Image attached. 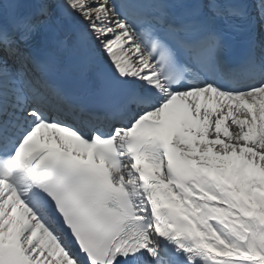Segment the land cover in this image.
<instances>
[{"label": "snow or ice", "instance_id": "6c2138e0", "mask_svg": "<svg viewBox=\"0 0 264 264\" xmlns=\"http://www.w3.org/2000/svg\"><path fill=\"white\" fill-rule=\"evenodd\" d=\"M0 264H264V0H0Z\"/></svg>", "mask_w": 264, "mask_h": 264}]
</instances>
